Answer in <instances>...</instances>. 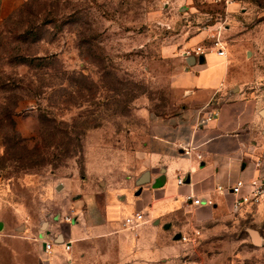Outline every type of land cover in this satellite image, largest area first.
Masks as SVG:
<instances>
[{"label": "rangeland", "instance_id": "1", "mask_svg": "<svg viewBox=\"0 0 264 264\" xmlns=\"http://www.w3.org/2000/svg\"><path fill=\"white\" fill-rule=\"evenodd\" d=\"M245 2V23L262 21L264 0ZM192 4L207 16L180 10L183 0H8L0 24V221H17L21 232L27 219L60 210L62 182L125 180L142 168L151 117L171 115L182 99L172 85L176 59L162 47L188 50L181 35L226 13ZM241 61L231 72H244L245 85L264 97V44ZM255 231L264 240V223ZM246 260L264 264V250Z\"/></svg>", "mask_w": 264, "mask_h": 264}, {"label": "crops", "instance_id": "2", "mask_svg": "<svg viewBox=\"0 0 264 264\" xmlns=\"http://www.w3.org/2000/svg\"><path fill=\"white\" fill-rule=\"evenodd\" d=\"M7 2L0 0V24ZM183 2L180 10L193 18L207 16L196 14L193 0ZM224 10L222 19L188 39L181 35V40L189 49L208 48L219 29L233 41L227 49L223 42L225 56L208 50L192 56L194 63L188 66L184 48L162 47L176 59L172 85L182 99L171 115L151 117L142 168L125 180L95 175L62 182L56 187L60 210L39 223L27 219L21 232L17 221H0V264H247L246 259L254 260L264 250V240L256 246L249 234L263 225L264 207L245 205L234 213L235 197L214 192L218 185L259 177L257 163L264 158V108L258 107L264 97L245 85L244 72H231L232 62L242 63L243 52L264 44V19L245 23V0ZM214 114V120L203 122ZM185 148L191 150L189 156ZM145 173L146 183L138 186ZM161 175L164 185L153 188ZM188 197L202 203L195 206ZM136 212L144 215L143 223L135 231L125 229L124 220ZM182 236L191 241L182 242ZM47 241L54 242L50 257L44 252Z\"/></svg>", "mask_w": 264, "mask_h": 264}, {"label": "built area", "instance_id": "3", "mask_svg": "<svg viewBox=\"0 0 264 264\" xmlns=\"http://www.w3.org/2000/svg\"><path fill=\"white\" fill-rule=\"evenodd\" d=\"M206 4L209 5H219L224 8L227 6L234 4L236 0H202ZM213 41L211 45L208 48H204L201 46H197L194 49H188L185 51V56L192 57L195 55H199L204 53L208 50H216L217 54L219 56H225V49L223 41L221 40V32L218 29L216 31L215 36L212 37ZM216 118V115H212L207 117L203 122L207 124L208 122L214 120ZM184 155L189 156L191 153V150L189 148H185L183 150ZM200 158V156H198ZM257 167L260 170V176L257 178L250 179L248 181L244 180H238L233 185L229 186H222L218 185L214 189V192L219 195H224L225 193H231L235 198L232 205V211L234 213H237L241 210V208L245 205H252V206H262L264 207V158L260 160L257 163ZM183 183V179L178 178L177 184L181 185ZM246 189L247 193L242 195V190ZM187 201H190L191 204L198 206L202 203L201 199H191V197L187 198ZM203 203L206 206H212V201L208 199H204ZM65 220L70 222V218H66ZM144 221V215L142 213L136 212L132 216L127 217L124 220L123 227L125 229L133 230L135 231ZM195 235H198V233H194ZM182 242H190L191 239L189 237H181ZM70 242L64 243V250L68 252L70 250ZM54 247L53 241H47L44 245V252L47 257H50L52 254V250ZM49 260H47V263Z\"/></svg>", "mask_w": 264, "mask_h": 264}, {"label": "water", "instance_id": "4", "mask_svg": "<svg viewBox=\"0 0 264 264\" xmlns=\"http://www.w3.org/2000/svg\"><path fill=\"white\" fill-rule=\"evenodd\" d=\"M194 60H195L194 57H188V58L185 60V62H186V64H187L188 66H190L191 63H190L189 61H193V63H194ZM197 60H198V62H200V63H202V62L204 61V60H203V57H199V58H197ZM146 176H147V173L144 174V176H143V180L141 179L140 182L137 183L138 186H141V185H143L144 183H146V181L144 180V179H145L144 177H146ZM164 183H165V177H164L163 175H161V176L159 177V179L157 180V182L155 183V185H154L153 188H155V189L161 188V187L164 185ZM139 192H140V191H139ZM0 229H1V224H0ZM249 234H250V237H251L252 243H253L254 245H256V246H259V245H260V242H261V239H260L258 233H257L256 231H250ZM177 239H178V237H176V240H177Z\"/></svg>", "mask_w": 264, "mask_h": 264}, {"label": "trees", "instance_id": "5", "mask_svg": "<svg viewBox=\"0 0 264 264\" xmlns=\"http://www.w3.org/2000/svg\"><path fill=\"white\" fill-rule=\"evenodd\" d=\"M27 62V61H26ZM34 62V60H28V64H31V63H33Z\"/></svg>", "mask_w": 264, "mask_h": 264}]
</instances>
